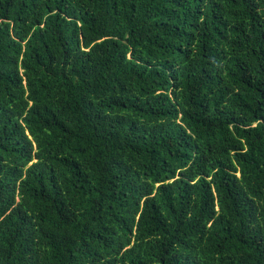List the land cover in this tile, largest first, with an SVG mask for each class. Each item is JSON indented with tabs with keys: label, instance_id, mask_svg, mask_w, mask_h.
<instances>
[{
	"label": "trees",
	"instance_id": "16d2710c",
	"mask_svg": "<svg viewBox=\"0 0 264 264\" xmlns=\"http://www.w3.org/2000/svg\"><path fill=\"white\" fill-rule=\"evenodd\" d=\"M0 264H264V0H0Z\"/></svg>",
	"mask_w": 264,
	"mask_h": 264
}]
</instances>
